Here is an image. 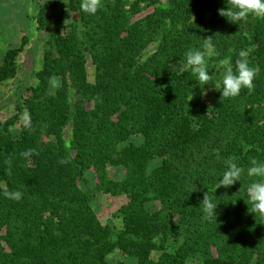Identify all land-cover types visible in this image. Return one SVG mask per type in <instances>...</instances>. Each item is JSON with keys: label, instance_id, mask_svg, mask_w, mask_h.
I'll use <instances>...</instances> for the list:
<instances>
[{"label": "trees", "instance_id": "16d2710c", "mask_svg": "<svg viewBox=\"0 0 264 264\" xmlns=\"http://www.w3.org/2000/svg\"><path fill=\"white\" fill-rule=\"evenodd\" d=\"M124 1L69 0L96 34L94 83H87L81 51L73 35L60 33L56 16V55H46L38 85L24 99L28 128L6 141L0 135V181L8 183L0 189V264H108L114 247L148 264L152 238L162 229L174 234L168 221L175 215L181 242L158 246L155 264H185L192 254L202 256L201 264H251L254 253L255 264H264V23H253L246 11L255 0H143L153 10L134 21L129 15L138 5L127 11ZM248 37L256 48L246 53ZM150 43L155 49L141 59ZM205 47L208 57L201 55ZM18 50L6 52L0 80L14 76ZM224 58L227 80L210 104L204 72L191 62L212 68ZM66 74L92 100L91 109L68 113ZM53 75L62 84L46 96ZM64 114L73 118L74 157L60 137ZM40 126L54 142L33 136L31 129ZM134 133L141 144L118 147ZM155 158L159 163L149 169ZM92 163L125 169L114 183L128 199L114 240L77 185ZM152 200L162 209L148 214L145 204Z\"/></svg>", "mask_w": 264, "mask_h": 264}, {"label": "rangeland", "instance_id": "374dc122", "mask_svg": "<svg viewBox=\"0 0 264 264\" xmlns=\"http://www.w3.org/2000/svg\"><path fill=\"white\" fill-rule=\"evenodd\" d=\"M88 0H82L85 4ZM95 1V0H92ZM165 2V0H161ZM233 4H242L248 2L247 0H230ZM51 4L47 5L45 3ZM220 4H224V0H219ZM137 4V11L130 14L131 21L140 19L144 15L150 13L153 7H149L143 0H125L124 9L129 10L131 5ZM45 7V14L42 22L39 17V9L41 6ZM249 4L246 12L249 18L257 20V22L264 23V0H255V7L251 9ZM251 9V10H250ZM95 11H97L95 9ZM210 10H205L204 19L210 18ZM61 15L62 27L60 28L61 34L73 35L76 45L79 47L83 57V67L85 71L87 83L95 82V65L91 58L93 39L91 36L96 35L90 28V23L82 20L77 11L69 8V0H0V67L3 65L6 52L11 49H19L15 56L16 71L14 76L0 80V135H4L5 141L10 137H18L24 128H28L27 122L29 120V112L25 107L24 99L33 95L34 89L38 85L36 73L39 72L46 62V55L52 58L56 55L54 48V41L52 34L55 29L56 16ZM253 22V21H252ZM254 23V22H253ZM264 28V24H261ZM232 34V30L228 29ZM249 31H244L245 35ZM234 35H239L235 31ZM264 35V34H263ZM97 36L93 37L96 39ZM245 41L244 51L250 52L256 48V44H248ZM155 49V43L148 44L142 51L141 59L150 55ZM210 47H205L201 55L208 57L210 54ZM196 57V56H195ZM200 57V56H199ZM198 57H196L197 59ZM191 63L198 67L200 72H204V89L203 94L207 102L212 104L215 99L214 95L218 92L223 81L227 80L225 69L229 64V59L224 58L218 63H212V68L208 64L201 63L195 60ZM190 64V63H188ZM176 70L183 69L184 65L172 64ZM69 85L66 93V100L69 104L68 113H78L84 109L92 108V100L87 98V95L82 94L81 90L73 86L74 80L70 78L69 74L65 76ZM153 77V76H152ZM61 76L53 75L49 78L47 87L45 88V95H54L60 88ZM76 85V84H75ZM42 115H45L42 113ZM62 126L60 137L64 142V146L68 151L70 157H74L75 150L72 147L73 142V118L71 116L62 115ZM50 119L51 117L48 116ZM114 119V116H111ZM58 119V118H57ZM43 123V122H42ZM41 123V124H42ZM50 123V121H49ZM47 128L40 126L35 130L31 129L34 137H38V141L42 143L54 142V134L46 133ZM143 142V137L139 134H131L128 138L119 143L118 147H123L128 144L139 145ZM0 141V145H1ZM47 146V145H46ZM159 159L155 158L149 165V169L156 166ZM125 175V169L122 165H115L106 163L103 166L90 164L85 168L81 175L77 176V185L88 196L89 206L96 215L99 223L105 227L110 233L112 240L115 234L121 229V220L118 217L120 208L127 202V196L116 188L114 183L120 182ZM8 183L0 181V189H7ZM234 205V204H233ZM235 206V205H234ZM162 209L161 204L157 200L149 201L145 204V210L148 214L160 212ZM159 214V213H158ZM162 215V213H161ZM178 216L175 215L170 218L171 231L162 229L161 232L152 238V247L147 255L148 264H155L158 256L161 254L158 246L166 247L179 244L181 237L176 235L178 232L175 230V224ZM3 229V228H2ZM3 234V231L1 232ZM162 244V245H161ZM131 251V250H130ZM210 253L213 256L217 255V250L214 245L210 246ZM145 255V256H146ZM251 261L255 264L257 260L256 253L250 257ZM106 261L108 264H139L136 256L130 253H124L118 247H114L107 256ZM185 264H201L202 256L200 254L189 255L184 259Z\"/></svg>", "mask_w": 264, "mask_h": 264}]
</instances>
